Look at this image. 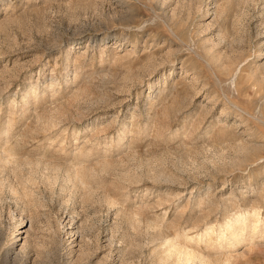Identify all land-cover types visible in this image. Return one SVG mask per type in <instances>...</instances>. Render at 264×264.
I'll return each instance as SVG.
<instances>
[{
  "label": "rangeland",
  "instance_id": "rangeland-1",
  "mask_svg": "<svg viewBox=\"0 0 264 264\" xmlns=\"http://www.w3.org/2000/svg\"><path fill=\"white\" fill-rule=\"evenodd\" d=\"M1 156L0 264H264V0H0Z\"/></svg>",
  "mask_w": 264,
  "mask_h": 264
},
{
  "label": "bare ground",
  "instance_id": "bare-ground-1",
  "mask_svg": "<svg viewBox=\"0 0 264 264\" xmlns=\"http://www.w3.org/2000/svg\"><path fill=\"white\" fill-rule=\"evenodd\" d=\"M5 152V151H4ZM8 155V154H7ZM6 155V156H7ZM6 156H1L0 158V161H1V164L3 165L5 162H7V158ZM9 156V155H8ZM7 164V163H6ZM5 164V165H6ZM251 216V214H250ZM253 216V215H252ZM254 217V216H253ZM251 217V218H253ZM244 218V217H243ZM255 218V217H254ZM255 220V224H258L259 223V220L258 219H254ZM234 221V220H233ZM250 221V220H249ZM253 221V220H252ZM240 222V219L235 221V223L230 227V234H231V237H235V241L239 242L240 241V235H239V227L235 228L236 227V223L239 224ZM245 222V220H244ZM228 230V229H227ZM212 230H210V233H211ZM221 237L219 236V239ZM169 240V238H168ZM166 242L168 243V241L166 240ZM171 242H169L170 244ZM169 246V245H168ZM166 253H167V256L169 259H173L172 262L173 264H196L197 262H200L201 264H208V263H211L210 260H208L207 258H204L202 256H199L198 253L195 254L193 253L192 251L188 250L186 247H181L180 245H176L174 242H172L169 246V248L167 249L166 248Z\"/></svg>",
  "mask_w": 264,
  "mask_h": 264
}]
</instances>
